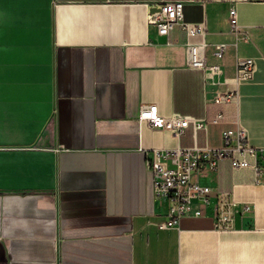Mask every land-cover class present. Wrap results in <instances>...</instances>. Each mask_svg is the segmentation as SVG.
I'll use <instances>...</instances> for the list:
<instances>
[{
    "label": "crops",
    "instance_id": "1",
    "mask_svg": "<svg viewBox=\"0 0 264 264\" xmlns=\"http://www.w3.org/2000/svg\"><path fill=\"white\" fill-rule=\"evenodd\" d=\"M174 1L205 24L219 76L188 66L199 37L148 24ZM237 57L255 59L253 78L235 81ZM226 89L237 102L214 103ZM143 104L227 118L176 138L139 120ZM236 121L264 148V0H0V264H264V184L251 168L224 160L195 177L253 205L235 229H216L212 207L158 227L169 204L154 194L147 151L220 146Z\"/></svg>",
    "mask_w": 264,
    "mask_h": 264
},
{
    "label": "built area",
    "instance_id": "2",
    "mask_svg": "<svg viewBox=\"0 0 264 264\" xmlns=\"http://www.w3.org/2000/svg\"><path fill=\"white\" fill-rule=\"evenodd\" d=\"M184 5L183 1L159 5L158 9L148 14V24L154 25L160 36L168 35L175 26H180L191 38L199 37L200 40L187 44L188 66L219 76L223 70L222 65L207 62L205 24L186 21ZM230 18L233 29L238 31V16L234 7L230 9ZM226 48L225 43L214 45V56L222 60ZM255 70L254 58L237 57L235 81L253 78ZM211 80L218 83L214 77ZM238 97L237 89L219 90L213 96V102L220 105L233 104ZM226 118L222 111L212 119H198L180 113L165 117L161 115L156 104L141 105L139 113L140 121H146L154 128L170 131L176 138L183 136L189 126L195 130L206 129L210 124H220ZM236 123L238 124L237 121ZM147 155V167L153 174L154 194L169 204L166 219L158 224L160 229L175 227L184 217L206 216L207 209L212 207L211 217L215 228L233 230L236 228L237 215L253 210V205L241 203L232 193H220L214 197L211 187L195 180L204 171L217 170L220 162L224 160H228L234 169H253L256 182L264 184V148L251 145L246 129L240 124L236 128L222 131L220 146L151 149L147 151Z\"/></svg>",
    "mask_w": 264,
    "mask_h": 264
}]
</instances>
